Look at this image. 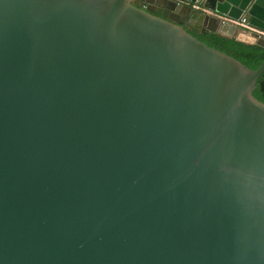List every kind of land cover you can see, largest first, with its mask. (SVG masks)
Returning <instances> with one entry per match:
<instances>
[{
	"label": "water",
	"instance_id": "water-1",
	"mask_svg": "<svg viewBox=\"0 0 264 264\" xmlns=\"http://www.w3.org/2000/svg\"><path fill=\"white\" fill-rule=\"evenodd\" d=\"M180 18L264 47L177 0H0V264H264V61Z\"/></svg>",
	"mask_w": 264,
	"mask_h": 264
},
{
	"label": "crops",
	"instance_id": "crops-1",
	"mask_svg": "<svg viewBox=\"0 0 264 264\" xmlns=\"http://www.w3.org/2000/svg\"><path fill=\"white\" fill-rule=\"evenodd\" d=\"M200 13H207L221 19L226 31L233 27L243 28L249 33H264V0H177ZM199 6V10L195 7ZM247 18L251 30H247L238 22Z\"/></svg>",
	"mask_w": 264,
	"mask_h": 264
},
{
	"label": "trees",
	"instance_id": "trees-1",
	"mask_svg": "<svg viewBox=\"0 0 264 264\" xmlns=\"http://www.w3.org/2000/svg\"><path fill=\"white\" fill-rule=\"evenodd\" d=\"M188 31L200 41L237 59L251 70L258 69L264 61V47L262 46L245 44L218 33L208 31L202 33L192 29ZM253 94L264 103V73L258 79Z\"/></svg>",
	"mask_w": 264,
	"mask_h": 264
},
{
	"label": "flooded vegetation",
	"instance_id": "flooded-vegetation-1",
	"mask_svg": "<svg viewBox=\"0 0 264 264\" xmlns=\"http://www.w3.org/2000/svg\"><path fill=\"white\" fill-rule=\"evenodd\" d=\"M134 4L137 6V7H140V8H142L143 6L140 4V2H138V1H135L134 2ZM156 9L157 8H155L154 10H155V12H152L153 14H155V15H157V16H160V17H164L163 15H159V14H157L156 13ZM153 10V9H152ZM165 18V17H164ZM166 19V18H165ZM178 24H181V25H184V27L186 28V29H192V27L191 26H189L186 22L185 23H183L182 22V20H181V18L179 19V21H178ZM192 30H194V29H192ZM194 31H197V30H194ZM198 32V31H197Z\"/></svg>",
	"mask_w": 264,
	"mask_h": 264
},
{
	"label": "built area",
	"instance_id": "built-area-1",
	"mask_svg": "<svg viewBox=\"0 0 264 264\" xmlns=\"http://www.w3.org/2000/svg\"><path fill=\"white\" fill-rule=\"evenodd\" d=\"M195 8L198 9V10L200 9L199 6H196ZM238 24L243 26L244 28H246L248 31L251 30V27H249V25H248L247 18H243L241 21L238 22ZM259 35L264 37V33L263 34L259 33Z\"/></svg>",
	"mask_w": 264,
	"mask_h": 264
}]
</instances>
